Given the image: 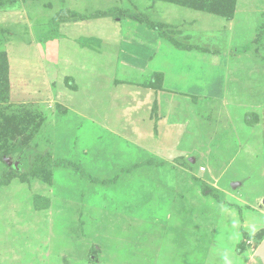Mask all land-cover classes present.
<instances>
[{
	"label": "rangeland",
	"instance_id": "obj_1",
	"mask_svg": "<svg viewBox=\"0 0 264 264\" xmlns=\"http://www.w3.org/2000/svg\"><path fill=\"white\" fill-rule=\"evenodd\" d=\"M0 115V264H262L264 0H0Z\"/></svg>",
	"mask_w": 264,
	"mask_h": 264
},
{
	"label": "trees",
	"instance_id": "obj_2",
	"mask_svg": "<svg viewBox=\"0 0 264 264\" xmlns=\"http://www.w3.org/2000/svg\"><path fill=\"white\" fill-rule=\"evenodd\" d=\"M169 1H181V0H169ZM186 3H189L190 6L196 8L198 10H208L215 14H219L224 17H231L233 15V8L235 5V0H185ZM182 3V2H181ZM185 5V4H184ZM146 23L152 25L148 19H146ZM14 121V120H13ZM9 116L0 115V140H8L9 138H13L16 136L18 132L21 135H24L30 124L29 121H25L24 126L26 129L24 131H20L18 125L14 126ZM19 149V145L12 144L9 148L3 152V156H11L14 155ZM184 163V161L182 162ZM185 162L183 165H186ZM13 170L17 168L15 166L11 167ZM201 190L204 194L214 195V189L212 186L207 184L206 182L201 181L200 183ZM261 237L260 241L264 240V230H262L257 237Z\"/></svg>",
	"mask_w": 264,
	"mask_h": 264
},
{
	"label": "water",
	"instance_id": "obj_3",
	"mask_svg": "<svg viewBox=\"0 0 264 264\" xmlns=\"http://www.w3.org/2000/svg\"><path fill=\"white\" fill-rule=\"evenodd\" d=\"M6 162L9 164V165H13L10 158H6L5 159ZM194 162V161H192ZM14 166L16 167L17 166V163L14 164ZM233 187H236L237 184H233L232 185ZM262 205L264 207V199L262 200ZM256 257L260 259L261 263L264 264V240L261 242V244L259 245V247L257 248V251H256Z\"/></svg>",
	"mask_w": 264,
	"mask_h": 264
}]
</instances>
